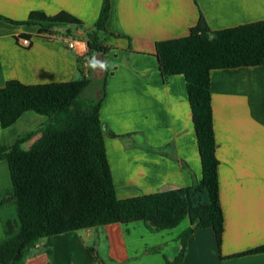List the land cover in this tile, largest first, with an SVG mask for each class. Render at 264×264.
I'll return each mask as SVG.
<instances>
[{
	"label": "crops",
	"instance_id": "0c3cea01",
	"mask_svg": "<svg viewBox=\"0 0 264 264\" xmlns=\"http://www.w3.org/2000/svg\"><path fill=\"white\" fill-rule=\"evenodd\" d=\"M101 5L102 0H0V16L20 22L33 11L66 12L86 30L97 21ZM200 15L211 31L238 27L264 20V0H110L106 29L114 36L103 40L109 48L108 75L99 117L118 199L188 187L201 178L184 77L164 83L155 57V43L187 36ZM84 30L73 29L71 38L80 42L78 55L85 58L87 73L92 66ZM20 39L30 45L21 47ZM76 58L62 39L47 40L37 36L36 27L0 20V88L12 80L24 85L77 80ZM209 79L223 239L219 252L211 229L196 231L180 264H264V253L230 258L264 246V66L213 70ZM46 121L32 111L23 113L10 127H0V146L13 145ZM10 184L7 163L0 160V192ZM127 226L42 239L24 264H94L88 248L95 250L98 264H105L100 250L125 264L159 246L141 243L130 256Z\"/></svg>",
	"mask_w": 264,
	"mask_h": 264
},
{
	"label": "trees",
	"instance_id": "16d2710c",
	"mask_svg": "<svg viewBox=\"0 0 264 264\" xmlns=\"http://www.w3.org/2000/svg\"><path fill=\"white\" fill-rule=\"evenodd\" d=\"M109 8L110 0H102L97 21L86 30L66 12L48 16L33 11L20 22L2 16L0 20L36 27L37 36L47 40H63L71 37L73 29H83L91 67L93 55L109 52L103 40L114 36L106 29ZM155 57L164 83L175 75L184 77L201 162L200 180L184 188L117 198L105 150L106 130L99 117L108 74L97 90L91 71L84 72L85 58H76L77 80L43 85L8 81L0 88V127H10L28 111L47 117V121L13 145L0 146V160L7 163L11 181L10 187L0 192V208L14 206V215L2 217L0 213V264H24L39 241L48 237L137 222L144 223L149 232L159 233L174 229L185 219L189 227L178 237L174 259L166 264H180L187 240L202 229L212 230L220 252L224 218L209 77L213 70L264 66V20L211 31L200 15L187 36L155 43ZM107 135L114 137L111 132ZM27 142L31 143L24 149ZM87 252L98 264L95 250L88 248ZM259 253H264V246L230 258Z\"/></svg>",
	"mask_w": 264,
	"mask_h": 264
},
{
	"label": "rangeland",
	"instance_id": "374dc122",
	"mask_svg": "<svg viewBox=\"0 0 264 264\" xmlns=\"http://www.w3.org/2000/svg\"><path fill=\"white\" fill-rule=\"evenodd\" d=\"M88 70L90 69L88 68ZM90 96L92 97L94 95L90 93ZM30 143L31 142H29L28 144L24 143L22 147L24 149H27ZM0 210L2 217L8 216V213L14 215L13 205L5 206V207L3 206L0 208ZM187 227H188V219L183 220L174 229L161 233H151L147 231L144 223L142 222L132 223L128 225L126 228L127 230H129L128 231L129 233L127 232L125 241L128 249V254L130 256H133L135 253H137L138 246L140 247L141 243H145L150 247L153 245L154 246L159 245L156 246V248L158 249L160 248L161 253L156 255L149 254V255L138 256L137 259L129 260L125 264H166V261L171 262L174 259L176 255V251L179 246V242L177 244L175 243L178 240V239L176 240V237L178 238L179 235L182 234ZM140 236H143V240L139 239ZM98 254L99 255L102 254V259L105 264H120L117 261L111 260L108 256H106L103 250H100ZM167 257H169V259H167Z\"/></svg>",
	"mask_w": 264,
	"mask_h": 264
},
{
	"label": "water",
	"instance_id": "95a60500",
	"mask_svg": "<svg viewBox=\"0 0 264 264\" xmlns=\"http://www.w3.org/2000/svg\"><path fill=\"white\" fill-rule=\"evenodd\" d=\"M107 75V67L105 64V54L97 53L92 56V71L90 75L91 81L96 85V89H100L101 83L104 81ZM19 257V253L14 256L12 261H15Z\"/></svg>",
	"mask_w": 264,
	"mask_h": 264
},
{
	"label": "built area",
	"instance_id": "2783aa9c",
	"mask_svg": "<svg viewBox=\"0 0 264 264\" xmlns=\"http://www.w3.org/2000/svg\"><path fill=\"white\" fill-rule=\"evenodd\" d=\"M64 43L66 44L67 48L70 51H74V54L79 57V51L77 49L78 44L80 43L77 39L71 38V37H66L63 38ZM19 45L21 47L27 48L30 45V42L28 39H20L19 40Z\"/></svg>",
	"mask_w": 264,
	"mask_h": 264
}]
</instances>
